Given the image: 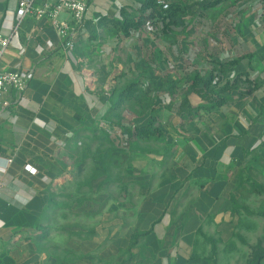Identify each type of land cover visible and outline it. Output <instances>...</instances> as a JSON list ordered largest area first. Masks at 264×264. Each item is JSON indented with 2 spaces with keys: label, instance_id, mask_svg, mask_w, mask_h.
I'll use <instances>...</instances> for the list:
<instances>
[{
  "label": "crops",
  "instance_id": "obj_1",
  "mask_svg": "<svg viewBox=\"0 0 264 264\" xmlns=\"http://www.w3.org/2000/svg\"><path fill=\"white\" fill-rule=\"evenodd\" d=\"M19 1L0 0V35L10 38L0 68H24L33 77L24 92L14 93L17 103L12 109L0 106V243L15 240L36 227L50 203L51 184L67 175L63 172L74 170L73 163H62V155L67 149L71 156L73 149H82L88 134H102L113 141L121 135L134 139L135 129L148 124L155 115L164 135L173 131H164L159 107L164 110L163 123L177 129L197 113L235 107L238 109L232 116L236 121L230 124L234 132L217 133L214 125V130L204 134L201 163L187 170L193 177L180 185L179 194L185 198L190 197V188L197 189L196 206L188 211L184 227L171 228L172 217L167 214L156 224L155 233L159 239L168 240L171 247L176 246L172 264H247L250 252L247 248L245 258L240 257V243L221 249L207 243L204 253L197 251L195 243L210 214H216L213 219L219 221L216 211L221 204L229 207L226 220L234 221L238 214L233 205V197L239 198L236 175L251 151L264 150V95L242 99L239 105L231 97L219 109L200 108L189 117L180 112L184 93L175 92L185 91L188 80L179 82L175 78L182 79L185 60L190 59L188 77L223 66L228 79L241 75V80H247L246 76L258 83L264 80V0H218L207 8L201 5L216 0H159L194 6L195 12L178 18L177 24L159 35L147 24L130 36L100 21L105 16H119L123 8L135 11L142 0H91L86 17L96 23L95 35L77 31L68 38L61 37L49 21L37 18L25 19L14 33ZM210 12L212 16L208 17ZM189 25L196 34L203 33L205 26L208 31L207 36L202 34L201 40H195L200 47L194 45L192 53L185 50V40H172L174 32L179 37ZM139 35L144 40L141 44ZM151 68L166 76L156 87L161 92L155 97L154 111L147 108L149 97L144 93L146 87H155L147 86L144 80ZM172 75L174 80H170ZM137 83L141 91L131 99L122 98V91ZM188 98L194 107L204 104L196 93ZM141 116L146 119L136 121ZM126 117L135 124L126 123ZM192 158L198 159V154ZM28 164L37 169L35 174L26 169Z\"/></svg>",
  "mask_w": 264,
  "mask_h": 264
},
{
  "label": "rangeland",
  "instance_id": "obj_2",
  "mask_svg": "<svg viewBox=\"0 0 264 264\" xmlns=\"http://www.w3.org/2000/svg\"><path fill=\"white\" fill-rule=\"evenodd\" d=\"M207 16H212L211 12ZM220 24L224 26L223 21ZM205 28L203 33L196 34L189 25L181 30L179 37L174 32L172 40H185V50L192 53L196 50L194 45L200 47L195 40L202 34L208 35ZM143 41L140 36L138 43ZM187 61L191 60H185L182 79L175 78L179 82L189 78L187 67L192 64ZM144 80L147 86H155L144 90L148 99H152L161 92L156 87L166 76L151 68ZM170 80H174L173 75ZM249 80H241L231 95L237 105L242 99L264 95V80L254 84ZM237 109L200 112L177 129L163 123L164 110L159 107L164 131H173L160 138L129 139L121 135L118 141H113L104 139L102 134H88L82 149H73V156L67 149L62 155V163H73L74 170L63 172L67 175L51 184L50 204L40 224L15 240L0 243V264H172L176 246L171 247L168 240L158 238L156 224L171 214V228L184 227L188 211L196 206L193 202L197 200V189L190 188V197L185 198L179 194L180 185L193 177L187 170L201 163L199 154L203 153L204 134L214 130V125L217 133L234 132L230 124L236 121L232 113ZM143 117L136 121H144ZM125 121L135 124L132 118L126 117ZM195 153L198 159L192 158ZM239 172L236 179L241 176L247 186L237 194L240 207H234V212L239 215L234 216V221L226 220L229 207L221 204L216 211L221 217L219 221L213 219L216 214H210L202 235H198L197 251L204 253L207 243L217 249L240 243L243 248L238 255L244 259L247 248L251 254L252 246L260 242L264 246V194L250 192L252 185L264 186V150L251 151Z\"/></svg>",
  "mask_w": 264,
  "mask_h": 264
},
{
  "label": "trees",
  "instance_id": "obj_3",
  "mask_svg": "<svg viewBox=\"0 0 264 264\" xmlns=\"http://www.w3.org/2000/svg\"><path fill=\"white\" fill-rule=\"evenodd\" d=\"M217 3H219L218 0L204 2L201 7L207 8L209 6H214ZM193 12H195L194 6H188L179 2L142 0L138 9L135 11L131 12L126 8H123L119 16H105L101 19L100 23L105 27L116 29L124 36H130L133 32L144 28L147 24H151L154 26L156 34L159 35L162 32H167L172 25L177 24L178 18L184 17L187 13ZM226 72L227 70L221 66L220 68L215 67L210 73H195L190 76L187 81V89L184 91L185 97L181 103L180 112L191 117L195 110L200 108L213 111L225 106L230 101L232 93L240 86L239 84L242 79L241 75H238L233 80L228 79L226 78ZM248 82H253V84L258 83L256 80H249ZM139 91L141 90L138 87V83L133 84L128 89L122 91L121 96L125 99H131V97ZM190 93H196L199 95L203 99L204 104H202L201 107H194L188 98ZM155 97L146 101L147 108H150L153 111L155 110ZM134 133L137 138H160L163 135L162 129L157 125L155 115H153L148 124L138 126ZM246 187L247 186L243 183V178L239 176L237 190L240 191ZM251 188L252 189L249 188L251 193L264 194V186L262 185L255 184L252 185ZM233 205L235 208L240 207L238 200L235 197H233ZM40 221L38 222L39 224ZM37 227L39 228V225ZM263 262L264 246L260 242L251 247V254L247 264H263Z\"/></svg>",
  "mask_w": 264,
  "mask_h": 264
},
{
  "label": "built area",
  "instance_id": "obj_4",
  "mask_svg": "<svg viewBox=\"0 0 264 264\" xmlns=\"http://www.w3.org/2000/svg\"><path fill=\"white\" fill-rule=\"evenodd\" d=\"M91 0H20L16 13L14 33L27 18L47 20L63 38L79 31L82 35L91 36L96 23L87 19L86 14ZM95 24V25H94ZM10 38L0 35V59L6 52ZM68 44V43H67ZM33 74L30 70L20 68L3 70L0 68V106L12 109L17 99L14 93L24 92L30 85ZM26 169L35 174L37 169L26 165Z\"/></svg>",
  "mask_w": 264,
  "mask_h": 264
}]
</instances>
